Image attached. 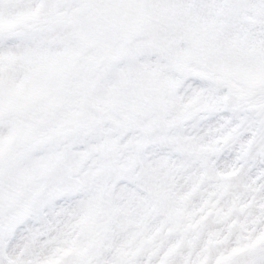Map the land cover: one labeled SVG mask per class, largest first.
<instances>
[{
	"label": "snow or ice",
	"instance_id": "1",
	"mask_svg": "<svg viewBox=\"0 0 264 264\" xmlns=\"http://www.w3.org/2000/svg\"><path fill=\"white\" fill-rule=\"evenodd\" d=\"M160 3L186 47L161 29L79 77L52 52L87 0H20L29 22L0 28L23 66L0 89V264H264V0ZM140 66L166 71L163 104L114 103Z\"/></svg>",
	"mask_w": 264,
	"mask_h": 264
},
{
	"label": "rangeland",
	"instance_id": "2",
	"mask_svg": "<svg viewBox=\"0 0 264 264\" xmlns=\"http://www.w3.org/2000/svg\"><path fill=\"white\" fill-rule=\"evenodd\" d=\"M92 7L85 13H72L65 24L81 32V39L65 47L54 48L56 57L51 70L72 77L100 70H110L126 56L130 47H138L150 35L161 29L175 34L179 47L195 36V30L177 12L161 6L160 0H87ZM20 0H0V28L12 29L29 22V16L19 9ZM183 54L182 52L180 53ZM23 66L0 58V89L11 86L21 89L17 79ZM168 77L163 69L134 67L114 87V103L136 89L144 94L148 105H162ZM18 99H23L22 91Z\"/></svg>",
	"mask_w": 264,
	"mask_h": 264
}]
</instances>
